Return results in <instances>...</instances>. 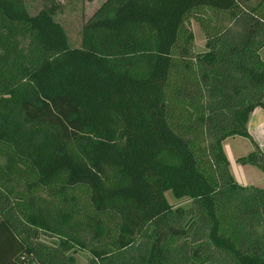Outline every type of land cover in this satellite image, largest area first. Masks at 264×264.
Here are the masks:
<instances>
[{
    "label": "trees",
    "instance_id": "trees-1",
    "mask_svg": "<svg viewBox=\"0 0 264 264\" xmlns=\"http://www.w3.org/2000/svg\"><path fill=\"white\" fill-rule=\"evenodd\" d=\"M70 1L0 0V264H264V0Z\"/></svg>",
    "mask_w": 264,
    "mask_h": 264
},
{
    "label": "rangeland",
    "instance_id": "rangeland-1",
    "mask_svg": "<svg viewBox=\"0 0 264 264\" xmlns=\"http://www.w3.org/2000/svg\"><path fill=\"white\" fill-rule=\"evenodd\" d=\"M106 0H71L69 6L66 8V11L59 15L58 19L65 26L70 44L72 46H78L80 44V31L84 23L92 17V15L101 7V5ZM177 6L181 7L184 5L186 0H175ZM195 32V49L197 52H203L207 50L205 45V38L203 31L200 25L196 22L193 24ZM229 139V138H228ZM227 140V139H226ZM225 140V141H226ZM226 143V142H225ZM224 143V146H225ZM229 148L226 150V153L229 157L230 168L234 177L240 183H253L256 186L264 187V171L257 166H250L245 170L241 167L237 161L238 154H243L244 156L248 155L250 147L252 150L255 146H252L253 143L250 138L236 136L233 137L232 141L228 143ZM240 157V156H239ZM238 163V164H237ZM242 165V164H241ZM244 166V165H243ZM168 197L171 202L177 203L178 201L174 200L171 192L168 193ZM44 242L49 244L55 243L54 240L49 238H42ZM91 255L88 252L79 251L74 254V258L77 264H90Z\"/></svg>",
    "mask_w": 264,
    "mask_h": 264
},
{
    "label": "crops",
    "instance_id": "crops-1",
    "mask_svg": "<svg viewBox=\"0 0 264 264\" xmlns=\"http://www.w3.org/2000/svg\"><path fill=\"white\" fill-rule=\"evenodd\" d=\"M248 129H249V133L251 134L252 139H253V141H252V139H250L253 143L252 146L258 145L264 151V109L263 108H260V107L256 108L255 111L252 113L251 119L249 121ZM232 139L233 138H229L225 141L226 142L225 143L226 150H228V148H229L228 143H230L232 141ZM250 148L251 149H249V153L252 151V147H250ZM239 156L242 157L244 155L238 154L237 159L239 158ZM238 165L245 168V170H246L250 164H245L243 166V165H241V163H239ZM250 166H254V165H250ZM241 184L248 185V186H256L250 182L249 183H241Z\"/></svg>",
    "mask_w": 264,
    "mask_h": 264
},
{
    "label": "water",
    "instance_id": "water-1",
    "mask_svg": "<svg viewBox=\"0 0 264 264\" xmlns=\"http://www.w3.org/2000/svg\"><path fill=\"white\" fill-rule=\"evenodd\" d=\"M32 264H37L36 262L32 263Z\"/></svg>",
    "mask_w": 264,
    "mask_h": 264
}]
</instances>
